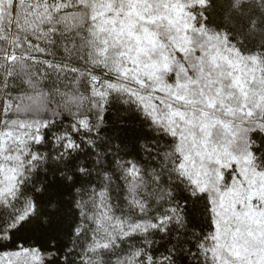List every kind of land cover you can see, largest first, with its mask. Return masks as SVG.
<instances>
[{"label":"snow or ice","instance_id":"obj_1","mask_svg":"<svg viewBox=\"0 0 264 264\" xmlns=\"http://www.w3.org/2000/svg\"><path fill=\"white\" fill-rule=\"evenodd\" d=\"M0 264H264V0H0Z\"/></svg>","mask_w":264,"mask_h":264}]
</instances>
